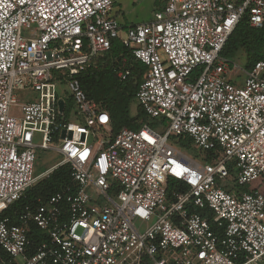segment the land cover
I'll list each match as a JSON object with an SVG mask.
<instances>
[{
    "label": "built area",
    "instance_id": "built-area-1",
    "mask_svg": "<svg viewBox=\"0 0 264 264\" xmlns=\"http://www.w3.org/2000/svg\"><path fill=\"white\" fill-rule=\"evenodd\" d=\"M111 9L112 0H0V264L263 263L264 192L241 187L264 182V61L236 84L221 51L244 15L262 26L264 0H166L123 31ZM117 37L145 66L135 98L162 128L113 135L81 87ZM36 148L59 155L38 174ZM62 165L70 182L12 223L8 206Z\"/></svg>",
    "mask_w": 264,
    "mask_h": 264
},
{
    "label": "trees",
    "instance_id": "trees-1",
    "mask_svg": "<svg viewBox=\"0 0 264 264\" xmlns=\"http://www.w3.org/2000/svg\"><path fill=\"white\" fill-rule=\"evenodd\" d=\"M113 2L114 0H112V6ZM165 2L166 0H156L154 11L161 10ZM120 24L122 31L128 26L126 23L120 22ZM240 52L244 54L242 66L244 70L251 68L257 61H264V22L261 27L254 28L249 25L246 15L239 20L229 35L221 55L231 65ZM119 72L121 75H118ZM144 72V64L133 57L129 49L123 45L121 38L117 37L111 41L109 50L102 57L96 58L91 68L79 75L81 87L87 97L108 112L113 135L124 127L138 129L146 123L152 128L158 129L165 124V120L162 118H150L135 98L137 87ZM67 108H73L71 100H68ZM169 139H175L183 148H188L191 145V140L186 136L172 135L169 136L168 141H170ZM210 155H212L211 152L207 154V159L211 158ZM70 179L67 165L57 167L48 176L30 185L24 196L8 206L4 215L8 216L12 223H17L18 215L27 205L34 206L45 202L56 190L69 183ZM173 184L175 183L171 181L170 186ZM235 189L239 190L238 187L232 185L229 190ZM241 189L247 190L243 187ZM199 213L202 215L209 214L204 209L199 210ZM28 236L33 245H36L40 240L35 228L29 229ZM0 255H5L1 249Z\"/></svg>",
    "mask_w": 264,
    "mask_h": 264
},
{
    "label": "rangeland",
    "instance_id": "rangeland-1",
    "mask_svg": "<svg viewBox=\"0 0 264 264\" xmlns=\"http://www.w3.org/2000/svg\"><path fill=\"white\" fill-rule=\"evenodd\" d=\"M152 2V1H151ZM117 6L125 12L126 18L129 22L132 23H143L150 21L153 18L154 15V9L152 8V4L150 3V0H118ZM235 66L229 71L227 74L228 79H232L236 84H242L243 80L245 78V73L243 72V63H244V54L243 52H240L236 58L234 59ZM66 90L65 85H59L57 88V91L61 95H64V91ZM14 93L16 94L17 98H19L21 101H24V91L15 89ZM19 102L16 103L18 105ZM162 128V127H158ZM170 143L172 145L176 146L178 149L182 151V153L191 156L193 158L198 159L199 154L197 150L193 146H189L188 148L181 147L177 141L169 139ZM37 142L40 141V138H37ZM36 173L42 172L44 169H47L54 165L59 160V155L53 151V150H40L36 148ZM242 188V187H241ZM245 189H253L257 188L264 192V182L261 180H254L252 182H249L243 186ZM264 264V263H262Z\"/></svg>",
    "mask_w": 264,
    "mask_h": 264
},
{
    "label": "crops",
    "instance_id": "crops-1",
    "mask_svg": "<svg viewBox=\"0 0 264 264\" xmlns=\"http://www.w3.org/2000/svg\"><path fill=\"white\" fill-rule=\"evenodd\" d=\"M117 1L118 0H114V2H113V6H112V9H111V12H110L111 15H113L114 17H116L119 22L126 23L128 26L129 25H132V24H136V23L129 22L127 20L126 15H125V12H123V10H121V8H119L117 6ZM155 1L156 0H150V3L152 4V8L153 9H154ZM12 113L15 114V115H19V110H18V107L17 106L12 107ZM263 263H264V261H263ZM257 264H262V263H260V261H259Z\"/></svg>",
    "mask_w": 264,
    "mask_h": 264
},
{
    "label": "water",
    "instance_id": "water-1",
    "mask_svg": "<svg viewBox=\"0 0 264 264\" xmlns=\"http://www.w3.org/2000/svg\"><path fill=\"white\" fill-rule=\"evenodd\" d=\"M59 105H60V109H61L62 108V102L61 101H59ZM64 134H65L64 131H62L61 136L64 137Z\"/></svg>",
    "mask_w": 264,
    "mask_h": 264
}]
</instances>
